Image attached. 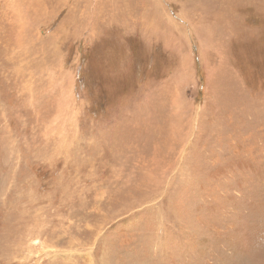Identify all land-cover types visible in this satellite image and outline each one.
Instances as JSON below:
<instances>
[{"label": "rangeland", "instance_id": "rangeland-1", "mask_svg": "<svg viewBox=\"0 0 264 264\" xmlns=\"http://www.w3.org/2000/svg\"><path fill=\"white\" fill-rule=\"evenodd\" d=\"M0 264H264V0H0Z\"/></svg>", "mask_w": 264, "mask_h": 264}, {"label": "bare ground", "instance_id": "bare-ground-1", "mask_svg": "<svg viewBox=\"0 0 264 264\" xmlns=\"http://www.w3.org/2000/svg\"><path fill=\"white\" fill-rule=\"evenodd\" d=\"M204 29V28H203Z\"/></svg>", "mask_w": 264, "mask_h": 264}]
</instances>
